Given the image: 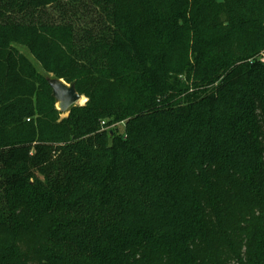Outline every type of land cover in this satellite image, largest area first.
I'll use <instances>...</instances> for the list:
<instances>
[{
	"label": "trees",
	"instance_id": "trees-1",
	"mask_svg": "<svg viewBox=\"0 0 264 264\" xmlns=\"http://www.w3.org/2000/svg\"><path fill=\"white\" fill-rule=\"evenodd\" d=\"M262 51L264 0H0V264H264Z\"/></svg>",
	"mask_w": 264,
	"mask_h": 264
},
{
	"label": "water",
	"instance_id": "water-1",
	"mask_svg": "<svg viewBox=\"0 0 264 264\" xmlns=\"http://www.w3.org/2000/svg\"><path fill=\"white\" fill-rule=\"evenodd\" d=\"M46 82L60 113L67 112L76 102L81 100V95L76 92L74 84L68 85L57 78H46Z\"/></svg>",
	"mask_w": 264,
	"mask_h": 264
},
{
	"label": "rangeland",
	"instance_id": "rangeland-1",
	"mask_svg": "<svg viewBox=\"0 0 264 264\" xmlns=\"http://www.w3.org/2000/svg\"><path fill=\"white\" fill-rule=\"evenodd\" d=\"M14 48L18 51L19 54L23 55L25 58L28 59V61L31 63V65L35 68L36 72L38 74H40L41 76L45 77V78H53L55 77L53 73H45L40 65L35 61V59L28 53V51L21 45H13ZM257 60H259L261 63L264 62V51H262L256 58ZM219 81V80H218ZM217 81V82H218ZM215 83V85H217L218 83ZM70 85V84H68ZM49 89V88H48ZM46 90V89H45ZM50 90V89H49ZM51 93V90H50ZM87 98L85 96H81V100H79L78 102H76L72 107H83L86 103H87ZM54 107L57 111H59L56 107V103L54 102ZM71 107V108H72ZM70 108V109H71ZM69 109V110H70ZM69 110L65 113H61L59 118H66L69 115ZM100 125L102 126V122L100 123ZM110 129L114 130L115 132H117L118 134H123L124 133V128H125V122H119V123H114L111 124L109 126Z\"/></svg>",
	"mask_w": 264,
	"mask_h": 264
},
{
	"label": "built area",
	"instance_id": "built-area-1",
	"mask_svg": "<svg viewBox=\"0 0 264 264\" xmlns=\"http://www.w3.org/2000/svg\"><path fill=\"white\" fill-rule=\"evenodd\" d=\"M102 125H103V123H102Z\"/></svg>",
	"mask_w": 264,
	"mask_h": 264
}]
</instances>
